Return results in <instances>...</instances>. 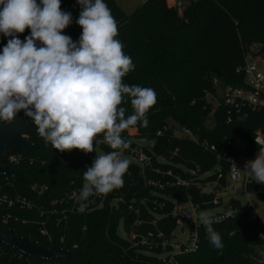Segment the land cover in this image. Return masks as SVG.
<instances>
[{
  "label": "trees",
  "instance_id": "1",
  "mask_svg": "<svg viewBox=\"0 0 264 264\" xmlns=\"http://www.w3.org/2000/svg\"><path fill=\"white\" fill-rule=\"evenodd\" d=\"M180 1L186 4L182 15L168 4V0H148L132 15H127L115 0H105L118 22L117 39L124 44L125 54L135 65V70L127 74L123 82L129 86L152 88L157 95L156 105L147 113L149 126L145 128L138 124L131 129L137 132L136 138L154 142L153 151L158 157L176 165L196 170L198 167L201 175L220 167L224 175L221 184L225 185L230 157H252L258 153L254 137L264 127V114L250 110L229 114L228 108L219 106L212 115L213 105L208 97L217 95L215 79L225 86L244 85V73L238 70L245 65L246 54L253 45H261L264 53V0ZM74 2L77 21L82 9L78 0ZM68 9L69 0H61V10L69 12ZM62 34L77 42L82 28L75 23ZM30 35L31 30L26 29L23 34H18V38L25 41ZM9 39L0 33V54ZM121 107L126 108V117L132 114L130 98ZM210 116L214 125L207 128L205 123ZM170 120L180 129L194 134L199 142L177 137L172 128L158 136V132L169 126ZM128 132L126 130L122 135L128 136ZM29 135L32 143H44L48 148L25 153L11 181L15 192L49 209L53 201L66 198L75 188L82 186L83 173L92 166L96 154H85L78 149L60 152L39 134ZM204 142L214 146L215 151L203 148L201 144ZM106 146L108 151H112ZM153 168L155 171L147 169L144 174L148 179L162 182L167 179L162 172L168 169L180 172L179 168L154 158ZM158 169L160 173L156 172ZM142 172L139 166L130 165L123 177V186L115 190L117 196L124 197ZM215 180L216 174L200 181L204 186ZM34 184L47 186L48 191L39 198L31 190ZM201 190L193 188L189 191L195 203L201 204L213 196L203 195ZM249 190L258 202L264 203V188L254 182ZM161 193L186 201L187 191L180 187L160 190L143 185L137 196L138 199L145 198L150 209L161 216L157 226L169 236L176 228V220L169 217L174 211V203L157 196ZM235 203L240 205L238 200ZM39 212L20 211L22 217L34 222L30 226L17 225V229L21 236H30L43 247H48L47 239L37 232L43 220ZM124 218L129 232L135 216L128 213V205L124 203H120L118 210L106 204L85 216L70 214L66 230L61 227L56 231L65 233V245L73 250L76 258L48 262L28 258L15 249L4 247L3 263L163 264L158 257L132 248L119 235L120 221ZM153 219L154 216L145 211L141 218L144 225L137 229V233L155 231L151 224ZM213 228L221 235L224 247L216 249L208 240L206 229L200 230V249L196 253L179 256L178 264H261L259 249L264 245V230L254 208L245 207L235 219L216 224ZM75 245L77 248L74 249Z\"/></svg>",
  "mask_w": 264,
  "mask_h": 264
},
{
  "label": "clouds",
  "instance_id": "2",
  "mask_svg": "<svg viewBox=\"0 0 264 264\" xmlns=\"http://www.w3.org/2000/svg\"><path fill=\"white\" fill-rule=\"evenodd\" d=\"M78 3L82 10L76 23L82 35L73 42L62 34L72 15L61 10V0H0V33L10 37L0 54V122L12 123L23 111L54 149L96 153L83 173V211L89 197L123 186L131 161L124 156L130 143L122 133L138 124L149 126L147 113L157 95L152 88L123 82L135 65L117 39L118 22L105 0ZM26 29L31 35L21 41L18 34ZM129 98L133 111L126 117L121 105ZM256 143L260 150L243 173L264 184V140L256 138ZM100 144L112 151L101 153ZM76 196L74 192L71 198ZM199 219L211 245L222 249L221 235L213 228L219 219L208 212H201Z\"/></svg>",
  "mask_w": 264,
  "mask_h": 264
},
{
  "label": "built area",
  "instance_id": "3",
  "mask_svg": "<svg viewBox=\"0 0 264 264\" xmlns=\"http://www.w3.org/2000/svg\"><path fill=\"white\" fill-rule=\"evenodd\" d=\"M173 8L177 10L179 15H182L185 11V3L176 0ZM238 72L244 73L245 76L244 85L241 87L225 86L220 80H214L217 95L213 96L215 104L212 103V115L219 106L228 108L229 114L233 111L240 112L244 110L261 112L264 114V53L262 52L261 45L255 44L250 48L245 57V65L239 69ZM219 85L223 86V91L219 89ZM230 121L231 120H229V122ZM169 129H171L170 126L165 127L164 130L158 132L157 135L162 136L164 132ZM182 132L184 133L182 138H189L196 143L199 142L198 138L190 131L182 130ZM23 137L31 142L29 134H25ZM256 138L264 140V127L260 128L254 137V143L260 150L261 146L256 143ZM201 145L205 149L215 151V147H210L207 142ZM134 149L135 151L130 157L136 161L137 165L143 171V185L146 187H156L160 190L180 187L187 191L186 201L167 198L174 203V211L169 217L172 220H176V228L169 236L157 226L158 221L162 219L161 216L153 212L148 206L147 200L143 198L138 199L136 197L127 204L123 201V197L117 196L114 190L106 195L89 197L87 207L83 211H80L79 206L81 201L79 199V192L83 187V181L82 186L75 188L72 192L77 194L75 199L71 198L72 194H68L66 198L62 200L53 201L51 208L46 209L39 206L38 203H35L33 200L14 191V185L11 180L14 178L16 172L0 176V228H17V225L30 226L34 221L22 217L19 212L38 210L40 211L39 216L43 218V220L40 222L41 225L37 232L42 238L47 239L50 244L46 248H50L54 245L61 249L67 248L69 251L73 252L72 249L65 245V233L62 232L58 234L56 231L57 229H61V227H64V230H66L70 214L77 213L85 216L95 210L104 208L106 204H109L112 209L118 210L120 203H124L128 205V213L134 215L135 219L129 232L125 228V218L120 221V225H122L125 234L122 238L129 242L132 248L144 251L148 255L158 257L163 264H178L179 256L196 253L200 249L199 231L206 229L199 219L201 212L213 211L210 216L219 219L218 223L213 224L214 226L235 219L245 207H251L256 210L252 204V199H255V196L249 190V186L254 183V181L252 180V176L243 172L245 171L246 162L254 161L257 154L252 157H243L242 159L230 157L228 159L230 170L226 174L225 185H222L221 182L224 175L220 167L219 171L214 174L210 172L201 175L198 167L196 170L183 165H176L165 158H161L164 160V162H162L163 164L173 165L175 168H179L180 172H175L172 169L162 172L163 176L167 178L164 182L161 180L156 181L148 179L144 171L147 169L155 171L152 163L153 157L146 151H150V148L134 147ZM177 153L178 151H176L174 155L176 156ZM24 155L25 153H7L3 158L2 167L17 170L24 159ZM156 172L160 173V170L158 169ZM215 174L217 175V180L202 186L200 180H205ZM205 187L210 188V191H206ZM193 188H202L201 192L203 195L213 196L211 199L203 200L201 204L195 203L193 195L189 193ZM31 190L41 198L45 192L48 191V187L34 184ZM239 196L244 197L245 201L243 202L240 200ZM237 200L240 201V205L235 203ZM229 210L232 211L231 216L227 215ZM145 211L154 216L151 224L155 231L137 233V231H139L137 229L142 228L144 225L141 218L144 216ZM184 223L189 225V229L186 231L183 227L180 232L182 235L187 234V239L184 242H180L176 239V232L178 227L183 226ZM51 226L53 227L51 228ZM56 242L60 244L57 245ZM4 247L7 246L0 244V264H4L3 258L6 255ZM75 248H77V245L74 246V249ZM259 258L260 263L264 264V245L259 249Z\"/></svg>",
  "mask_w": 264,
  "mask_h": 264
},
{
  "label": "water",
  "instance_id": "4",
  "mask_svg": "<svg viewBox=\"0 0 264 264\" xmlns=\"http://www.w3.org/2000/svg\"><path fill=\"white\" fill-rule=\"evenodd\" d=\"M21 41H24L20 38ZM41 46L40 42L37 44ZM220 76H222L220 74ZM38 134L37 126L23 111L19 112L12 123L0 122V176L16 172V169L2 167V161L7 153H31L40 149H47L44 143H32L25 139V134ZM143 186V174L139 175L137 183L123 197L125 203H130L136 198ZM0 244L15 249L21 254L46 261L62 259L71 261L77 255L67 248L61 249L56 246L43 247L38 241L30 236H21L16 227L0 228Z\"/></svg>",
  "mask_w": 264,
  "mask_h": 264
},
{
  "label": "rangeland",
  "instance_id": "5",
  "mask_svg": "<svg viewBox=\"0 0 264 264\" xmlns=\"http://www.w3.org/2000/svg\"><path fill=\"white\" fill-rule=\"evenodd\" d=\"M115 1L120 5V7L124 10V12L127 15H132L140 6L145 4L148 0H115ZM175 1L176 0H168V4L171 7H173ZM68 11L72 15V22H71L70 26H74L75 23H76V19H77V9H76V5H75L74 0H69V9H68ZM219 89L221 91H223V86L219 85ZM208 101L213 103V104H215V101H214L212 96L208 97ZM205 125H206L207 128H212L213 127L214 121H213V117L212 116H210L208 118V120L205 123ZM169 126L173 129L174 134L177 137L182 138L184 136V133L182 132V130L172 120L169 121ZM136 134H137V132L134 129H131L128 132V136H124L128 140V142L130 143V148L127 149V150H124V156L128 157V159H130V161H131L130 165H132V164L137 165L136 161L133 158L130 157V155H132L134 153V151H135L134 147H139V148L149 147L150 151L146 150L147 153H149V155H151V157H153L158 162H161V163L164 162V160L161 159L160 157H158V155L153 151V147L152 146H153L154 142L148 141V140L138 139V138H136ZM99 149H100V152L104 153V154L110 152V151H108V147L105 144H100L99 145ZM239 158L242 159L243 157H239ZM95 159H96V156H95L94 160ZM218 171H219V167H216L212 171L211 174H214V173H216ZM252 180L255 183H257V181L255 180L254 177H252ZM257 184L260 185L262 188H264V184H259V183H257ZM205 188H206L205 189L206 191H210V188H208V187H205ZM157 196H162L163 198L165 197L164 199L171 198V196L164 195L163 193L157 194ZM151 199L152 198H149V200H151ZM239 199L242 200L243 202L245 201V198L242 197V196H239ZM144 200H146V199L144 198ZM153 201H155V200H153ZM252 204L256 208V212H257L259 218L262 221V228L264 230V225H263V223H264V203L258 202L256 199H252ZM208 213L212 214L213 211L209 210ZM183 227L186 229V231H188L189 225L187 223H184L183 226H179L178 227L177 232H176L177 233V238L176 239L178 241H180V242H184L187 239V234L182 235V233L180 232ZM118 232H119V235L121 237L125 236L122 225H120Z\"/></svg>",
  "mask_w": 264,
  "mask_h": 264
}]
</instances>
